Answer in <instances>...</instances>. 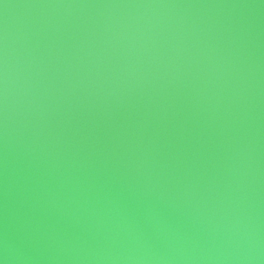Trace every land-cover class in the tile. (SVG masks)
<instances>
[{
    "label": "water",
    "instance_id": "obj_1",
    "mask_svg": "<svg viewBox=\"0 0 264 264\" xmlns=\"http://www.w3.org/2000/svg\"><path fill=\"white\" fill-rule=\"evenodd\" d=\"M0 264H264V0H0Z\"/></svg>",
    "mask_w": 264,
    "mask_h": 264
}]
</instances>
